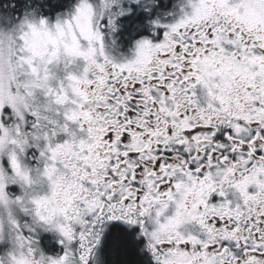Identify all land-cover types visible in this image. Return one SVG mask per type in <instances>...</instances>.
Masks as SVG:
<instances>
[{"label": "snow or ice", "instance_id": "1", "mask_svg": "<svg viewBox=\"0 0 264 264\" xmlns=\"http://www.w3.org/2000/svg\"><path fill=\"white\" fill-rule=\"evenodd\" d=\"M116 4L0 23V264L109 235L129 264L117 226L149 264H264V0H184L123 59Z\"/></svg>", "mask_w": 264, "mask_h": 264}, {"label": "flooded vegetation", "instance_id": "2", "mask_svg": "<svg viewBox=\"0 0 264 264\" xmlns=\"http://www.w3.org/2000/svg\"><path fill=\"white\" fill-rule=\"evenodd\" d=\"M119 4V3H118ZM184 0H122L120 12H113L116 16V28L110 31L106 40L109 52L117 59L131 58L135 51V42L143 37H148L153 42H159L163 38V28H155L153 21L160 20L163 23L173 22L178 18L183 7ZM123 10V15H120ZM155 29V31H154ZM124 234L127 244V254L116 253L122 260H128L129 264H149L147 254L141 256L136 253V245L132 243V232L117 226ZM49 237H44L48 242ZM113 238L109 235L101 253L107 264L114 259L112 248Z\"/></svg>", "mask_w": 264, "mask_h": 264}, {"label": "trees", "instance_id": "3", "mask_svg": "<svg viewBox=\"0 0 264 264\" xmlns=\"http://www.w3.org/2000/svg\"><path fill=\"white\" fill-rule=\"evenodd\" d=\"M76 0H0V20L15 22L26 12L54 17L70 8Z\"/></svg>", "mask_w": 264, "mask_h": 264}, {"label": "rangeland", "instance_id": "4", "mask_svg": "<svg viewBox=\"0 0 264 264\" xmlns=\"http://www.w3.org/2000/svg\"><path fill=\"white\" fill-rule=\"evenodd\" d=\"M75 2H76V1H75ZM74 4H75V3H74ZM74 4H73V5H74ZM119 4H120V3H119ZM119 4L113 5L112 10H111L112 13H113V12H117V13L120 12V7H121V5H119ZM73 5H72V6H73ZM72 6H71V7H72ZM71 7H70V8H71ZM70 8L64 10L63 12L68 11ZM31 12H35V11H31ZM35 13H36V12H35ZM61 13H62V12H61ZM36 14H38V13H36ZM23 15H24V14H23ZM23 15H22V16H23ZM38 15H39V14H38ZM22 16H21V17H22ZM55 17H56V16L51 17V18L54 19ZM0 23H8V21L0 20Z\"/></svg>", "mask_w": 264, "mask_h": 264}, {"label": "clouds", "instance_id": "5", "mask_svg": "<svg viewBox=\"0 0 264 264\" xmlns=\"http://www.w3.org/2000/svg\"><path fill=\"white\" fill-rule=\"evenodd\" d=\"M154 2H155V0H154ZM118 3H122V0H118Z\"/></svg>", "mask_w": 264, "mask_h": 264}]
</instances>
